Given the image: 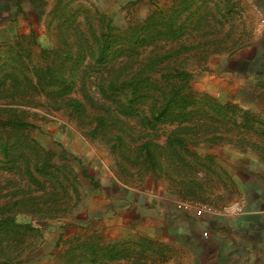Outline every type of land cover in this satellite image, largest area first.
<instances>
[{"label": "rangeland", "instance_id": "rangeland-1", "mask_svg": "<svg viewBox=\"0 0 264 264\" xmlns=\"http://www.w3.org/2000/svg\"><path fill=\"white\" fill-rule=\"evenodd\" d=\"M260 9L264 0H0V109L28 125L14 133L0 112V218L15 220L0 230V264H96L101 223L124 215L144 264L157 242L146 215L184 200L231 218L258 211L219 238L225 215L192 223L207 254L259 247L264 259ZM50 68L74 76L69 92L38 83ZM134 77L136 95L122 85ZM129 192L140 202L126 205Z\"/></svg>", "mask_w": 264, "mask_h": 264}, {"label": "crops", "instance_id": "crops-1", "mask_svg": "<svg viewBox=\"0 0 264 264\" xmlns=\"http://www.w3.org/2000/svg\"><path fill=\"white\" fill-rule=\"evenodd\" d=\"M106 189L115 185L114 182L105 183ZM114 188V187H113ZM105 189V187H103ZM125 204L130 205L132 202H140V199H136L131 193L126 194ZM105 197V195L103 194ZM103 198V197H102ZM105 199V198H103ZM160 205V202H158ZM165 207L161 208V213H149L145 217V227L150 233H147L150 238H153L154 247L151 244L148 246L149 250H144L148 259H143L144 264H264L263 255H261L258 248L245 247L239 249L236 246L224 247L226 250H222L221 255L218 252L213 254H207L206 251L201 250L199 245L198 235L196 227L192 220H194L191 214L180 212L177 209L170 212ZM246 218H231L230 216L223 217L218 223H216L213 232L214 236L219 238L231 233V229L235 228L239 222H244L249 216L259 215L258 211L247 212L243 214ZM128 216V215H127ZM127 216L116 218L113 216L112 222L109 223L104 220L101 223L102 239L96 240V262L97 264H135L136 252H141V248H137L136 241L130 240L129 234L131 231L127 229ZM221 217V216H220ZM250 217V218H252ZM216 220L212 218H204L200 223L206 225V223ZM223 226V227H222ZM140 227V226H139ZM178 229V230H177ZM228 229V230H227ZM173 237L171 238V236ZM231 240V239H229ZM177 241V244H172ZM169 243L172 244L176 254L170 255ZM215 245L220 243V240H214ZM144 245V243H141ZM171 247V246H170ZM216 246H213L214 249ZM222 248V249H224ZM218 249V248H216ZM184 251L186 253H184ZM220 256V258H219ZM261 257V258H260ZM138 258L137 260H139Z\"/></svg>", "mask_w": 264, "mask_h": 264}, {"label": "trees", "instance_id": "trees-1", "mask_svg": "<svg viewBox=\"0 0 264 264\" xmlns=\"http://www.w3.org/2000/svg\"><path fill=\"white\" fill-rule=\"evenodd\" d=\"M163 26H164L163 28H165V29L167 28V29H171V30H174V29H177V28L180 30L182 28L181 26L179 27L177 24L174 23V21H171V20H168V22L165 23ZM163 33H165V31ZM104 52L105 51L102 50V52L100 53V56H103ZM79 58H81V57H79ZM37 77H38V83L40 85H48L49 86V85H52V84H63V85H65L67 87L68 92L70 91V89L73 87V85L75 83L74 76H72L70 79H68L64 75H58L57 76L51 68L48 69V71L47 70H45V71L44 70H39L37 72ZM117 81L118 80L116 79V81L114 80V81H112L109 84V90L115 91ZM122 85L124 87H126V86L130 87L131 88V93L133 95H136L138 93V91L141 90L139 82L136 81V77H134V78H132V79L126 81V82H123ZM151 88H154L153 84L150 86V89ZM174 99H175V95H174L172 101L169 102V104L166 103L164 105V107L162 109L163 113L168 111V108L170 107V105H174L175 100H176V99L175 100ZM74 104L76 105V108L81 106V104L79 102L74 103ZM152 110L154 112L155 108H153ZM0 112L2 114L7 112L6 115H8L9 118H7V121L5 122V124L8 127H12V131L14 133H16V131L18 130V126L19 125H22L23 127H27L28 126L26 123H24V121L20 118V116L16 115L17 110H14V109L2 110V109H0ZM153 115H155V112H154ZM178 140L179 139H177V141ZM4 149H5L4 152H7V148L5 147ZM143 149L146 151V155L148 156V158L150 157V159H152L153 158V154H152V152L150 150V146L149 145H145ZM10 224L11 225H15V220L13 218H11V217L6 218V219L0 218V230H3V227L5 225H10ZM95 263L97 264L96 259H95Z\"/></svg>", "mask_w": 264, "mask_h": 264}, {"label": "built area", "instance_id": "built-area-1", "mask_svg": "<svg viewBox=\"0 0 264 264\" xmlns=\"http://www.w3.org/2000/svg\"><path fill=\"white\" fill-rule=\"evenodd\" d=\"M258 22H259L260 33L264 38V10L262 9L258 10ZM175 207L178 211L191 214L193 217L197 219L209 218V217L216 218L227 214V213L219 212L216 208H214L210 204L195 200L176 201ZM237 210L240 209H236V211ZM209 237H210L209 232L203 233V238L205 240H208Z\"/></svg>", "mask_w": 264, "mask_h": 264}]
</instances>
